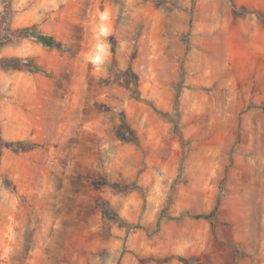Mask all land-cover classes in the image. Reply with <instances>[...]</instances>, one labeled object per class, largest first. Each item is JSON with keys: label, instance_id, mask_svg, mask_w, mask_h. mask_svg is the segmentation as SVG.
<instances>
[{"label": "clouds", "instance_id": "9594fccd", "mask_svg": "<svg viewBox=\"0 0 264 264\" xmlns=\"http://www.w3.org/2000/svg\"><path fill=\"white\" fill-rule=\"evenodd\" d=\"M154 3H160L156 12L151 11ZM61 4L66 5V0H0V106L17 113L21 105L29 108L28 123L5 121L24 143L5 145L0 141L4 154L0 157L4 245L0 264H62L60 257L74 231L77 198H87L80 190L84 185L104 196L96 205L119 215L108 221L111 240L97 241L84 257L75 251L74 264H135L131 256L121 260L125 247L139 256L170 257L164 264H185L192 251H206L208 244L188 225L193 193L206 191L215 181L226 149L223 145L201 148L189 155V145L184 144L185 160L179 174L180 162L171 168L154 164L162 145L154 136L159 121L149 105L159 107L158 98L169 77L153 63L154 57L161 63L164 58L159 46L152 51L151 31L141 36L137 26L141 22L148 29L160 23L175 25L171 30L174 38L184 31L175 22L189 19L185 10L191 9V0H92L86 13L74 21L81 39L64 37V43L48 46L41 37L59 34L64 28V17L57 11ZM22 18L36 26L16 31ZM195 31L218 45L233 33L253 43L264 33V0H213ZM69 63L77 68L73 76L53 75L58 66ZM228 68L225 63L216 69L217 75L206 72L209 87ZM221 86L217 84L213 92ZM236 99L233 92L228 103ZM45 113L50 115L47 123L42 119ZM33 141L43 147L38 149ZM26 151L39 153L31 172L22 166V156L13 155ZM208 154L212 160L207 159ZM233 154L242 155L233 149L227 159ZM142 155L146 179L133 183L144 166ZM254 178L255 196L264 174L257 172ZM229 183L226 173L225 185ZM121 217L132 225L138 222L141 230L128 231L127 224L119 227ZM173 224L174 234L167 229ZM99 231L98 225L87 229L88 233ZM100 249L106 251L100 254Z\"/></svg>", "mask_w": 264, "mask_h": 264}, {"label": "rangeland", "instance_id": "374dc122", "mask_svg": "<svg viewBox=\"0 0 264 264\" xmlns=\"http://www.w3.org/2000/svg\"><path fill=\"white\" fill-rule=\"evenodd\" d=\"M144 2L147 3L148 0ZM91 3L92 0H66V5L61 4L57 10L64 17V28L59 34L52 32L49 35L61 44L64 43V37L80 40L81 30L74 21L86 13ZM212 4L213 0H191V9L185 10L190 14L189 19L175 22L184 31L179 32L174 38L171 36V30L175 25L160 23L155 29H148L141 22L137 26L141 36L151 31L152 51L155 52L159 46L164 58V62L161 63L159 57H154L153 63L157 70L163 69L164 75L169 77L166 88L161 89L159 107L155 103L149 105L159 121L154 136L162 145L154 164H166L171 168L173 163L180 162L181 167L176 170L179 174L185 160L184 144L189 145V155L192 152H199L201 148L215 149L221 145L225 146L226 158L217 178L209 183L206 191L193 193L192 207L187 210L194 214H207L218 205L215 227L213 228L207 221L189 219L190 229L205 238L208 244L206 251H192L185 264H264V179L259 181L258 195H253L254 174L257 172L264 174V111L259 108L264 106V33L258 34L253 43H249L238 34H229L225 42L218 45L211 38H206L203 33L195 31L200 18L210 11ZM159 8L160 3H154L151 11L156 12ZM35 26L29 24L27 18H22L16 31ZM188 34L192 49L186 55L187 45L183 37ZM165 40L167 43H164ZM147 43L145 39V55L148 53ZM225 63L229 65L226 75L214 80L209 87L204 74L210 72L217 75L216 69ZM76 71L74 64H63L57 67L53 75L67 78L73 76ZM182 80L180 112L177 117L174 101ZM228 80H231V88L228 87ZM217 84L222 86L213 92V89H217ZM144 87L148 85L145 84ZM233 92L237 94V99L230 105L228 98ZM28 114L29 108L23 105L20 106L18 113L0 106V141L5 145L24 143V140L11 133L5 121L24 125L29 122ZM42 119L47 123L50 115L45 113ZM177 122L183 139L174 132ZM34 132L35 129L32 134ZM33 143L38 149L43 147L38 141ZM233 149L242 155L233 154L231 159H227V153H233ZM69 150L71 151V148ZM3 155L0 153V157ZM13 155L22 156V166L31 172L39 153L26 151ZM143 155L141 165H144ZM169 157L172 159L169 160ZM212 158L211 154L207 155L208 160ZM146 167L144 165L136 172L137 179L133 180V183L146 179L143 175ZM228 169L231 171L228 172ZM226 173L230 180L227 185ZM176 183L174 180L173 187ZM184 183L185 186L188 185L187 178ZM80 190L87 198L84 200L77 198L72 218L74 231L69 237L71 243L60 257L62 264H74L72 255L75 251H79L80 256L84 257L97 241L111 240L112 228L108 221L115 220L119 215L105 211L95 204L97 199H104V196L97 194L94 187L84 185ZM144 210L145 205L142 204L141 211ZM105 213H108L109 217H106ZM120 219L119 227L123 228L127 224L128 231L132 228L139 231L142 228L138 222L132 225L123 217ZM93 225H98L100 231L88 233L87 229ZM157 227L159 229V222ZM175 228L174 224L167 226L168 232L172 234ZM2 239L3 231L0 228V255L4 251ZM227 245L237 247L239 253ZM105 251L99 250L100 254ZM125 256L133 257L135 264H164L170 259L168 256L152 254L139 256L126 247L121 255L122 261ZM180 259L184 260L183 257Z\"/></svg>", "mask_w": 264, "mask_h": 264}, {"label": "trees", "instance_id": "16d2710c", "mask_svg": "<svg viewBox=\"0 0 264 264\" xmlns=\"http://www.w3.org/2000/svg\"><path fill=\"white\" fill-rule=\"evenodd\" d=\"M22 30H27V29H22ZM185 37H187V39H185ZM183 39H184V41L186 42V45H187L186 46V55H187L192 49V45L190 43V35L189 34L185 35L183 37ZM41 40L48 46H54V45H57V44H61V43L57 42L50 35H48L47 37H43L42 36ZM182 84H183V80L180 83V87H179V89L176 92L175 101H174V111H175L177 117L179 116V112H180V98H181V91H182V88H183ZM151 106L153 108H155L153 105H151ZM259 108L264 111V106H260ZM174 132L180 137V139H183V135L180 132L178 122L174 126ZM182 161H183V159H182ZM218 212H219L218 205H216V207L210 213H207V214H194V213H192L190 211H187V214L189 215L190 219L207 221L214 228L215 227V222H216V219H217V216H218ZM105 216L109 217V214L105 213ZM227 246L230 247V248H234L235 252L239 253V250H238L237 247H235L233 245H227Z\"/></svg>", "mask_w": 264, "mask_h": 264}]
</instances>
